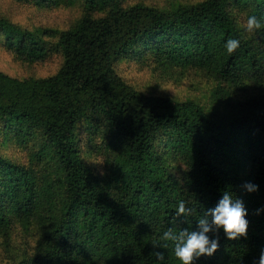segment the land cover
I'll return each mask as SVG.
<instances>
[{
  "label": "trees",
  "instance_id": "obj_1",
  "mask_svg": "<svg viewBox=\"0 0 264 264\" xmlns=\"http://www.w3.org/2000/svg\"><path fill=\"white\" fill-rule=\"evenodd\" d=\"M12 1L79 15L62 28L0 14V51L23 65L59 63L46 77L0 70V264H181L170 242L158 249L164 261L153 245L169 227L197 231L225 191L244 202L247 236L233 241L221 230L218 251L194 264H254L264 250V28L241 25L244 14L264 23V0L171 10ZM230 38L241 41L233 54ZM149 60L207 78L213 103L148 94L119 72ZM180 200L194 215H177ZM20 229L30 246L15 239Z\"/></svg>",
  "mask_w": 264,
  "mask_h": 264
},
{
  "label": "rangeland",
  "instance_id": "obj_2",
  "mask_svg": "<svg viewBox=\"0 0 264 264\" xmlns=\"http://www.w3.org/2000/svg\"><path fill=\"white\" fill-rule=\"evenodd\" d=\"M128 4L142 3L155 6L160 9L171 10L178 5L196 3L200 0H126ZM78 8L65 9L51 13L38 12L32 8H24L16 5L12 0H0V14L6 15L12 21L20 24H40L68 28L78 18ZM136 62L128 61L119 64L120 74L132 86L148 93L163 95L178 101L194 100L211 105L213 84L199 75L163 72L153 65L152 61ZM59 66L57 61H51L44 65H23L12 56L0 51V70L13 76L46 77L53 74ZM166 71V70H165ZM216 104V103H215ZM92 148V147H91ZM91 148L85 147L88 154ZM27 232L20 229L15 237L19 243L29 245L31 238L26 237Z\"/></svg>",
  "mask_w": 264,
  "mask_h": 264
},
{
  "label": "clouds",
  "instance_id": "obj_3",
  "mask_svg": "<svg viewBox=\"0 0 264 264\" xmlns=\"http://www.w3.org/2000/svg\"><path fill=\"white\" fill-rule=\"evenodd\" d=\"M239 22V21H238ZM249 34H255L264 28V23L255 15L244 14L241 25ZM239 39H228L225 48L228 54L235 53L240 48ZM244 188L248 192L258 191V186L252 183H246ZM195 209L188 206L184 200L178 202L177 215L180 217H190L194 215ZM248 211L244 202L235 197L229 191L222 194V198L217 205L206 211L197 221L198 230L191 231L188 229L175 230L169 227L160 236L163 244H154V255L158 261H164V254L159 251L160 248H168L170 242L173 245L174 256L181 264H194L200 257L213 256L219 249V232L223 230L227 239L238 240L240 237H246L249 228L247 220ZM210 234L217 238L211 239ZM254 264H264V250L259 254L258 260Z\"/></svg>",
  "mask_w": 264,
  "mask_h": 264
}]
</instances>
